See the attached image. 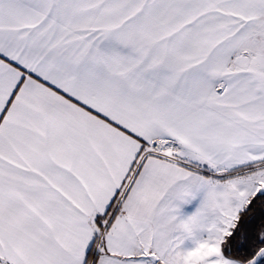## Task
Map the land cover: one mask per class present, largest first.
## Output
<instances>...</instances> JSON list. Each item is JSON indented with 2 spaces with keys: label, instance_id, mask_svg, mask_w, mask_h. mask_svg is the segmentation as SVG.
Returning <instances> with one entry per match:
<instances>
[{
  "label": "snow or ice",
  "instance_id": "snow-or-ice-1",
  "mask_svg": "<svg viewBox=\"0 0 264 264\" xmlns=\"http://www.w3.org/2000/svg\"><path fill=\"white\" fill-rule=\"evenodd\" d=\"M0 264H264V0H0Z\"/></svg>",
  "mask_w": 264,
  "mask_h": 264
}]
</instances>
